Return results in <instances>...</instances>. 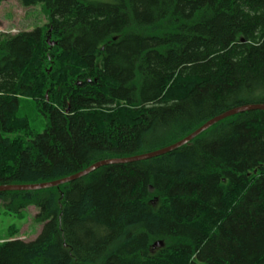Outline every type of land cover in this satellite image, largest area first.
<instances>
[{
  "label": "trees",
  "instance_id": "1",
  "mask_svg": "<svg viewBox=\"0 0 264 264\" xmlns=\"http://www.w3.org/2000/svg\"><path fill=\"white\" fill-rule=\"evenodd\" d=\"M20 1L48 21L0 41V185L155 151L264 103V0ZM21 98L43 111L42 133L19 116ZM0 200L36 207L43 224L30 242L11 232L0 264H264V111Z\"/></svg>",
  "mask_w": 264,
  "mask_h": 264
},
{
  "label": "rangeland",
  "instance_id": "2",
  "mask_svg": "<svg viewBox=\"0 0 264 264\" xmlns=\"http://www.w3.org/2000/svg\"><path fill=\"white\" fill-rule=\"evenodd\" d=\"M93 2H110L112 0H89ZM48 21L42 10V5L26 8L20 0H0V41L20 32L31 31L37 26H43ZM51 41V37H48ZM48 41V40H47ZM52 42V41H51ZM19 116L27 117L32 130L42 133L47 126V118L37 103L32 99L21 98ZM14 137L13 134H4ZM38 209L31 206L21 214L8 212L0 200V243L11 237L26 242L33 241L40 234L43 224L35 220ZM14 229V230H12Z\"/></svg>",
  "mask_w": 264,
  "mask_h": 264
},
{
  "label": "water",
  "instance_id": "3",
  "mask_svg": "<svg viewBox=\"0 0 264 264\" xmlns=\"http://www.w3.org/2000/svg\"><path fill=\"white\" fill-rule=\"evenodd\" d=\"M48 43L53 46L55 43L51 42L50 39H48ZM255 110H262L264 111V103H257V104H247L243 106H239L236 108H233L231 110L225 111L224 113H221L220 115L212 118L211 120L207 121L205 124H203L201 127H199L197 130L186 136L185 138L181 139L180 141L171 144L169 146L160 148L155 151H150L147 153H142L139 155H134L131 157H124V158H111V159H104L101 161H97L90 165L88 168L73 174L68 177H64L62 179L54 180V181H48L44 183H34V184H17V185H0V193L3 192H11V191H35V190H43V189H49L58 187L62 184H66L72 181H75L77 179H80L91 172L107 165H114V164H127V163H133L138 161H144L149 160L155 157H159L162 155H165L167 153H170L174 150L179 149L180 147L190 143L192 140H194L196 137L201 135L203 132L217 124L218 122L235 116L240 113L249 112V111H255ZM162 242H156L154 243L153 247H160L162 246Z\"/></svg>",
  "mask_w": 264,
  "mask_h": 264
}]
</instances>
